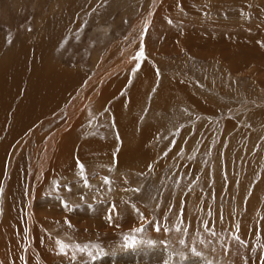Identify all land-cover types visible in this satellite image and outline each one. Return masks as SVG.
Masks as SVG:
<instances>
[{
    "label": "rangeland",
    "instance_id": "1",
    "mask_svg": "<svg viewBox=\"0 0 264 264\" xmlns=\"http://www.w3.org/2000/svg\"><path fill=\"white\" fill-rule=\"evenodd\" d=\"M193 1L80 0L82 5L77 11L67 14L64 0H0L2 71L4 49L9 53L19 41L27 42V37L39 39L49 29V18L66 14L64 29L55 32L58 36L52 40L51 50L47 49L50 42L45 47L46 56L51 57L52 64L91 80L82 93L86 103L79 107L82 121L79 132L76 131L77 140L92 142L93 146L104 141L106 147L114 144L111 152L116 159L111 163L108 155L95 164L84 156L83 175L79 160L74 166L67 164L63 171H54L46 180L51 191L53 186L56 189L51 195L66 199L68 209L73 205L71 210L78 214L86 205L89 208L103 205L102 220L97 218L96 226L93 217L77 218V222L87 220L85 227L80 226L81 221L75 227L73 222L66 221L65 229L55 226L58 236L45 228L47 240L69 245L65 254L59 248H48L52 258L45 260L37 248L23 247L26 234H21L17 218L9 234L18 251L17 262L13 264H32L31 261L36 264H264V69L250 60L251 63L236 66L239 70L231 71L227 69L231 61L229 64L209 56L211 51L206 47L195 50L201 55L186 47L171 51L178 43L171 40L162 43V31L160 37L151 32L153 18L160 15L159 21H170L172 28L163 32L168 37L188 32V25L201 31L199 36L195 33L200 41H213L214 32L223 41L233 35L244 39L237 40L231 49L243 45L249 50L246 33L255 44L262 38L256 45H264V0ZM148 35L154 40L149 42ZM192 35L195 41L197 36ZM155 40L158 42L154 43ZM16 62L15 75L8 76L13 83L17 76H24L21 84L27 85L31 75L22 62ZM142 69H148L151 77L144 90L139 88L141 92L132 99L131 91L142 82ZM173 82L190 90L193 98L199 99L198 104L181 101L179 90H172ZM90 90L98 91L103 98L99 100L100 96L96 95L97 100H92L84 96ZM21 100L20 94L9 95L7 110H12ZM112 107L122 113V118L110 113ZM46 119L44 124L36 126L37 138L63 126L66 115L61 113ZM117 119L125 123L124 130L129 125L126 140ZM140 140L142 148L137 147ZM17 141L25 143L17 158V163L25 164L27 172L22 171L20 191L24 193L31 187L30 181H34L36 173L32 169L35 158L31 146H39L42 141L31 136ZM104 145L97 148L98 153ZM129 147L138 151H124ZM106 150L103 152L109 154ZM125 153L133 156L131 163L127 161L124 168L118 167L116 156ZM7 160L3 152L0 170L11 175ZM133 165L140 168H130ZM85 179L100 183L87 185ZM80 181L86 187L78 192L81 195L78 198L72 199L75 195L72 189H67L68 196L59 192ZM6 183L5 179L3 184L0 182L2 223L8 219V213L2 209ZM126 205L134 210V215H129L133 219L128 222H124L123 216ZM237 235L244 246L234 242ZM125 237H135L136 247H126ZM11 247V242L3 236V249ZM3 261L2 257L5 264Z\"/></svg>",
    "mask_w": 264,
    "mask_h": 264
},
{
    "label": "bare ground",
    "instance_id": "2",
    "mask_svg": "<svg viewBox=\"0 0 264 264\" xmlns=\"http://www.w3.org/2000/svg\"><path fill=\"white\" fill-rule=\"evenodd\" d=\"M64 1L66 2V6H67V14L76 12L77 11L76 8L82 5V3L79 2L80 0H64ZM218 5H215V6H218ZM219 6L221 7V5ZM152 10H154V8ZM150 11H151V8H150ZM65 16L66 14L64 13L63 16H60V18L59 17L49 18L47 22L49 29L45 34L41 35L39 39H33V38L27 37L28 43L27 42L21 43L19 41L18 44L16 43L17 45L13 47L9 53H7V50L4 49L6 51V55L3 56V62L1 63L3 64V71L0 69V168L3 167V152H4L5 161L8 158L7 165L9 166L7 167L11 170V175H9L10 174L9 172H3V170H0L1 184H3V179H5V181L7 182L5 184L6 185L5 186V196L2 202V209L3 210L5 209L6 212L8 213L7 221L3 223L0 222V264H2V257L5 260L3 261V263L5 262V264H13L17 262L18 251L16 250V247L12 241V237L9 235L15 227L17 218L20 221L19 230L21 234L22 233L26 234L25 235L26 241L24 242L23 247H27L28 249L37 248L42 258L45 260L52 258V254L49 252L48 248H51L53 250L54 248L55 249L59 248L57 243L54 244L52 243V241L47 240V238L44 235L45 228L51 229L52 230L51 233L58 236L59 230L57 231L56 229L57 228L60 229L61 226H62L61 229H65L64 224L66 221L73 222L72 225L74 224L73 226L75 227V225H78L77 223H79L80 221H81L80 226L87 223L86 219H81L79 222L76 221L77 218H80L82 216L85 218L93 217V222H95L96 226L99 223V222L98 223L96 222L98 220L97 218L102 220L100 218V215L102 214L101 211H103L102 209L103 205H98L97 207H92V208L86 207L87 206L86 205L84 209L80 212V214L75 213V210L74 212L71 210L73 208V205L71 208L69 207L68 209V205H66V199H57L58 198L57 196L55 197V195H51L52 193L56 192V189L53 186V191H51L49 181H46L49 177L54 175L55 170L63 171L67 164L72 163L74 166V164L78 160H79L78 162H80L81 165H83V169H84V164L82 163H84L83 161L87 157L88 159H91V162L95 161L96 162V163L94 162L95 164L101 161L99 159H105L106 156L108 155H109V158L108 157L107 158L109 159L111 163L113 161L115 163L116 161V159L113 157L112 152H111V150H114L112 146L114 144L110 143L112 145L106 147L105 146L106 141H104V142L99 143L98 145L95 142L96 146L95 145L93 146L91 145L92 142L89 144L87 142H82L85 140H82L81 142L77 140L76 131L80 127V122L82 121V119L80 118L81 113L79 111V107L83 103H86L85 99L82 98V93L86 89L84 87H87L90 84L91 80L88 81L86 80V78L81 77L80 75L75 76V73H69L68 71L62 69L61 67L52 64V62H50L51 57L49 55L46 56L45 47H47L48 46L47 43L50 42L49 47H47V49H49V51L51 50L52 45H53L52 40L58 36L57 34H55V32L59 33L58 29H61V28L64 29L63 27H64ZM159 16L157 18H153L154 28L152 29L153 31L151 30V32L153 35L158 36L162 31V34H163L162 38H164L163 40H160V42L162 43H165V44L169 43L170 40H171L170 42L172 43L173 42L176 44L178 43L176 47H173L172 49H170L171 51L172 50L177 51L182 48L185 49L186 47L187 49H189V51H194L196 52L195 54L201 55L200 51L198 52L195 50L206 47L209 52L211 51L208 54L209 56H215L216 59H221L224 62L229 61V64L231 61V64L227 68V69H230L231 71H237L238 68L236 69V66H238L241 63H245L247 61L251 63L250 60L254 61L255 63L257 62V64L260 65V68L264 69V45L263 44L256 45L258 44L257 42L259 41H257L255 44L253 42V39L251 40L250 37L248 38L249 36L248 33H246L244 36L247 37L246 41L248 42L246 43L248 44L250 43L252 45L251 46L249 44V48H248L249 50H246L245 48H243L242 47L243 45H238L237 48L231 49L232 45H234V43L236 44L237 40L244 39L242 37L241 38L233 37V35L231 36L229 35L228 40L223 41L222 39L223 37L216 35L217 33L214 32L213 34H215L214 36L215 38L213 41L211 40L200 41V39H198V36H199L198 34L201 31H199L198 29H195L193 26H191L192 28H190V26L188 25H186V30L188 32L181 31L182 32L181 35L168 37V35L163 32L166 31L165 28H168V29L172 28L169 25L170 21L166 19L163 21L165 23H163L161 20L159 21ZM160 28H162V30H160ZM163 28L165 30H163ZM192 33L195 36L198 35L197 36L198 40L197 39H195V41L192 40V37H193ZM195 33H197V35ZM160 35L158 37H160ZM220 35H223V34L220 33ZM251 37H252V34H251ZM149 38H150L149 42L154 40L152 38V35H150ZM194 38L196 37H193V39ZM248 39H250L253 43L250 42ZM261 40L262 38L260 39V42ZM156 41L158 42V40H155L154 43H156ZM166 48H169V47H166ZM229 50L230 52L226 53ZM163 51H165L164 53H166V49L165 50L163 49L162 52ZM2 54H3V49H0V57L2 56ZM16 60L22 62V64H24L25 66L24 69L25 70L27 69L28 74L31 75L30 79L27 82V85L21 84V80L24 76H17L15 83H13L10 77L8 76V75H13V76L15 75L16 66H17ZM257 68H258V65H257ZM141 74L142 76L140 78V81L142 82H140L137 87L134 86L133 88L134 91H131L132 99H135V95L138 94L139 91L141 92V89L139 88H143L146 83L147 84L149 83L147 81V79L151 77V73L149 72V70L145 69L142 71ZM79 76L81 77L80 79H79ZM94 80L95 79L93 77V81ZM171 86H172L173 91L176 92L177 90H179L181 101L183 100L185 102L193 103L192 105L198 104L199 99L193 98V95L189 92L190 90L188 91V89L184 85L178 84L177 82H173ZM88 92H86L87 94L85 93V95L84 94L83 95L88 96L87 98L89 99L97 100L95 97L100 96L98 95V91L90 90ZM11 94L12 95L20 94L22 96V100L19 103H17L12 110H7V99H8V96ZM88 94H91V95H88ZM102 98H103V95L99 97V100H101ZM76 103L79 106H77ZM132 103H134V101ZM114 112L118 114L115 115ZM61 113H65L66 115L65 123L62 124L63 126H58L55 131H52L46 137L42 138L41 136H39L37 138L36 126L38 124H44V120L47 117L49 118L52 117L53 119L54 116H57ZM110 113L115 118H122L123 116V115L121 116L122 113H119V110L113 107L110 109ZM120 126H118V128L120 129V133H124L125 131V138H128L127 134L129 132V125H127L125 130L122 124H120ZM144 134L145 133H143V135ZM26 136H31L33 139H36L42 142L39 146H31L34 150L33 155L35 158L32 169H35L36 173L34 176V181L33 182L30 181L31 187H28L26 192L23 193L20 191V188L23 185L22 171L26 172L25 164L23 162L17 163V158H18L19 152L24 151L25 143L23 141H17V140L24 139L26 138ZM139 142H141V144ZM9 143H10V146H8ZM103 145L105 147L102 149V152L98 153L97 148ZM130 147L129 149H125L124 151L126 150L132 151V152L138 151V149H136L135 147H132V148ZM137 147L138 148L143 147L141 140L138 141ZM104 149L105 150L108 149V151L107 150L106 151L107 152L110 151L109 154L108 153L105 154L103 152ZM142 151H144V149ZM130 153H125V155L124 154L119 155L120 153L117 154L116 156L117 164L116 165L118 167L123 166L124 168V166L128 165L125 162L129 161L131 163L130 159L133 158V156L131 155L132 153L131 154ZM146 153H143V154H146ZM84 156L85 157L87 156V157L85 158ZM94 163H91V164H94ZM17 164H18V168L15 169V166ZM139 166L136 167L133 165L130 168H133V169L135 168L136 170V168L138 169L140 168ZM30 169H31V165L29 166V170ZM139 171H142V169ZM89 182L90 181L85 179V183L87 185H89L90 183L91 184L93 183V185L94 184L98 185V183H100V182H96V180H94V182L93 181H91L90 183ZM114 183L113 185H115ZM85 187L86 185H83L80 181V183H77L75 186H72L70 188L65 187L62 191H59V190L58 191L61 194L65 195L66 193L70 192V190L67 191V189H72L75 192V195H72V199H73L74 197L78 198V196H81L79 195L81 193L80 191L84 190ZM48 192L49 194L46 197H44V195ZM78 192L80 193L78 194ZM5 198H7V200L4 206ZM125 209H126V212L124 210L125 214H123L124 222H128L131 219H133V217H130L129 215L133 216L134 210L132 207L128 205L125 206ZM41 212H44L45 215H42ZM72 218H73V221H72ZM57 225H60V227H57ZM55 226L57 227L56 229H55ZM83 235L84 233L82 232L81 237ZM3 236H5V240H9L11 242V245H12L11 248L3 249ZM97 260L98 259H96V261ZM31 262L32 264H36L35 261L34 262L31 261Z\"/></svg>",
    "mask_w": 264,
    "mask_h": 264
},
{
    "label": "snow or ice",
    "instance_id": "3",
    "mask_svg": "<svg viewBox=\"0 0 264 264\" xmlns=\"http://www.w3.org/2000/svg\"><path fill=\"white\" fill-rule=\"evenodd\" d=\"M141 56H143V52L141 51ZM78 167L80 168V174L83 175V165H78ZM107 179H105V183H107ZM0 192H2V189H0ZM109 220H111V217H108ZM136 231H141V229H136ZM125 240L127 241L126 243V247L128 248H134L136 247L137 245V241L135 239V237H125ZM233 240L234 242L240 244L241 246H244V242L243 240L237 235V236H234L233 237ZM58 247H59V250H60V253L61 254H65V249H67L69 247V245L67 244H64L62 241H57L56 242ZM149 243H151V241H149ZM78 247V246H77ZM79 251H84L83 248H79Z\"/></svg>",
    "mask_w": 264,
    "mask_h": 264
},
{
    "label": "crops",
    "instance_id": "4",
    "mask_svg": "<svg viewBox=\"0 0 264 264\" xmlns=\"http://www.w3.org/2000/svg\"><path fill=\"white\" fill-rule=\"evenodd\" d=\"M141 76H142V74H141ZM141 76H140V78H141ZM133 121H134V120H133ZM119 123L122 124V125L125 124V123H122V122H120V121H119ZM129 123H131V121H129L127 124H129ZM134 124H136V122H134ZM134 127H135V126H134ZM126 139H127V138H125V140H126Z\"/></svg>",
    "mask_w": 264,
    "mask_h": 264
}]
</instances>
